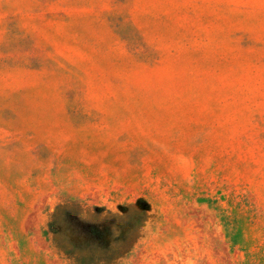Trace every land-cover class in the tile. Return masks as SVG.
Here are the masks:
<instances>
[{"label": "rangeland", "instance_id": "rangeland-1", "mask_svg": "<svg viewBox=\"0 0 264 264\" xmlns=\"http://www.w3.org/2000/svg\"><path fill=\"white\" fill-rule=\"evenodd\" d=\"M0 264H264V0H0Z\"/></svg>", "mask_w": 264, "mask_h": 264}]
</instances>
